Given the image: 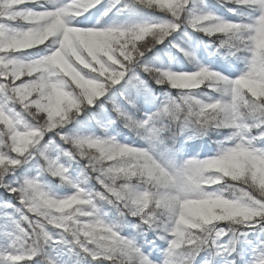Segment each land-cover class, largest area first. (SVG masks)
I'll use <instances>...</instances> for the list:
<instances>
[{
	"label": "snow or ice",
	"instance_id": "obj_1",
	"mask_svg": "<svg viewBox=\"0 0 264 264\" xmlns=\"http://www.w3.org/2000/svg\"><path fill=\"white\" fill-rule=\"evenodd\" d=\"M0 264H264V0H0Z\"/></svg>",
	"mask_w": 264,
	"mask_h": 264
}]
</instances>
